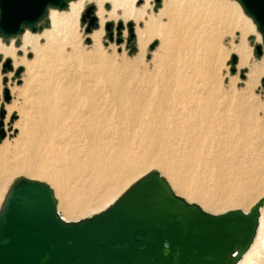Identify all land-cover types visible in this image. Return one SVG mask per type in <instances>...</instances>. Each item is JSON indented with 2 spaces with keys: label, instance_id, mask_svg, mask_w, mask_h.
<instances>
[{
  "label": "bare ground",
  "instance_id": "obj_1",
  "mask_svg": "<svg viewBox=\"0 0 264 264\" xmlns=\"http://www.w3.org/2000/svg\"><path fill=\"white\" fill-rule=\"evenodd\" d=\"M148 1L145 0L144 5L136 7V0H97L99 28L89 34V37L94 47V63L97 64L102 59L99 40L105 21L103 3L107 2L111 8L107 16H115L116 11H120L123 20L143 22L141 28L136 25L138 52L133 57L134 61L142 60L145 45L153 37L160 39L161 55L170 59L176 55L174 68L177 72L164 76L160 99L152 105L145 102V94L139 92L140 90H125L124 83L119 81H115L109 87L116 104L114 113L99 102V96L97 97L94 92L82 88L77 89L75 93L69 91L68 82L60 74L62 72L60 67L67 58V48L70 49L71 56L74 58L79 56L78 17L85 0L70 1L64 12L50 8L49 29L41 33H32L28 30L22 32L19 48L23 52L26 50L32 52L31 61H27L23 55L16 59L14 45L12 43L5 45L0 41V53L10 57L13 64H23L28 74L39 68L42 70L37 79L32 76L37 88L34 95L36 101L31 118L25 121L26 126H23L20 132L26 141L25 163L15 165L13 161L3 162L4 175L0 174V183L3 178L6 179L19 168L33 171L35 163L33 164L32 160L38 154L57 150L63 160V170L75 183V187L71 188L64 182L56 179V182L53 181L58 188L60 208L66 217L57 213L64 221L75 222L78 221L77 217L99 211L128 179L148 165L158 166L162 170L168 169L167 159L164 157L168 151L179 152L184 159V165L191 166L196 163L209 170L213 184L205 192L179 181L181 189L208 204L242 202L247 186L240 182L247 178L246 183H250L254 174L260 175L264 170V162H250L249 172L238 180V173L244 172L241 168L243 160L239 156L252 148L251 129L246 121L241 120L238 113H230L229 109H225L226 106L220 97L216 98L214 95L213 97L212 89L207 85L216 74L219 57L216 52L217 43L203 44L207 58L199 64L208 65L204 74L208 82H196V76L184 74L186 70L184 57L194 53L195 46H192V43L196 41V36H199L192 32L193 28L208 23L212 35L216 38L229 30L238 29L241 38L231 50L238 57L237 66L247 68L244 83L245 89L250 90L259 77L264 75V61L253 60L251 48L245 40V36L254 30L251 20L243 15L246 21H241V24L233 22L235 17L241 14L239 4L233 1V4L228 5L216 0L201 2L167 0L154 19L152 15L146 17ZM165 16L168 22L164 25L162 18ZM41 39H44V45L40 44ZM154 56L157 58L159 55L156 53ZM100 64L102 65V62ZM124 67H129V64L125 62ZM190 82L191 84L187 85ZM192 92L194 96L188 101L187 93ZM209 92L211 94L208 95ZM176 93L183 95L181 101L194 102L195 105L182 106L180 100L174 101ZM62 104L69 109L65 117L60 113ZM185 107L187 108L185 112L179 110ZM9 112L8 109L7 113ZM71 116L75 121L68 122L67 118ZM179 119H182L184 126L190 130L178 126ZM20 121L22 122V119ZM133 142H136L135 146ZM0 163L2 164L1 159ZM253 184L257 185L255 181ZM174 193L179 196L177 192ZM187 202L190 203V200ZM262 208L261 213L264 206ZM201 209L206 211L204 208ZM260 216L261 214L253 242L235 264H251V256L261 238L263 222Z\"/></svg>",
  "mask_w": 264,
  "mask_h": 264
},
{
  "label": "rangeland",
  "instance_id": "obj_2",
  "mask_svg": "<svg viewBox=\"0 0 264 264\" xmlns=\"http://www.w3.org/2000/svg\"><path fill=\"white\" fill-rule=\"evenodd\" d=\"M70 1L72 0H69L67 2L65 8H57L56 10L58 12L66 11L68 3ZM165 1L167 0H149L148 6L146 8V17L148 15H152L155 19V15L159 14V10L163 8V4ZM197 1L201 2L202 0H195V2ZM216 1H222L223 3L228 5L233 4V1H235L239 4L241 14L238 17L236 16V20L234 19L233 22L241 24L243 21H246L244 20L243 15L251 20L254 25V30L253 32H250L245 36V40L251 48L253 60L264 61L263 36L259 31L258 26L254 22V20L244 12L238 0ZM96 3L97 0H85L84 6L78 17V32L80 34L79 56L74 58L73 56H71L72 54L70 49L67 48V58L65 59V61L62 62L63 64L61 63L62 65L60 69L62 72L60 74L64 76L65 81L68 82L69 91L71 93H75L77 89L82 88L83 90L94 92L95 95L97 94V97L99 96V102L104 104L107 110H110L112 113H114L116 111H114V107L116 104L111 96L109 87H111V84H113L115 81H119L122 84L124 83L125 90H140L139 92L145 94V102L148 105L156 103V101L160 99V93L162 94L164 76L177 72V69L174 68L176 63V55L174 54L172 56L173 59H170L169 57L164 56L163 54L161 55V50L159 48L160 39L158 37H153L145 45V52L142 60L140 62L134 61L133 57L138 52L136 43V25H138L137 27L141 28L143 27V22H136L133 19L123 20L120 11H116L117 13H115V16H107L111 8L110 4L105 2L103 3L105 21L102 26V34L99 40V51L102 54V65L100 64L101 62H98L97 64L94 63V47L92 40L89 37V34L99 28V21L96 12L98 11V5H96ZM144 3L145 0H136L135 6L141 7L142 5H144ZM88 5L95 6L94 15H96L97 17V26L95 28H90L89 31H86L88 22H86V20L82 22L81 15L84 13L85 8ZM48 13L49 10L41 18V20H39L35 24V31H31L30 27H24V31L28 30L32 33H41L45 29H49L50 20L48 17ZM146 17L144 18L146 19ZM107 22L113 24L110 31L105 30L104 24ZM119 22H122L123 26L121 28L122 30L118 31L116 28ZM128 22H131L133 26L134 37L132 39L129 38V32L127 27ZM162 22L164 25L168 22L166 16L162 18ZM210 27L211 26L208 23H203L199 27L193 28L194 30L192 29V32H196L197 34H199V36H196V41L192 43V46H195L194 53H192L190 56L188 55L184 57L186 61V70H184V74L186 76H196V82H208L207 80H205L204 77V74L208 69V65L199 64L201 61H204L205 58H207V55H205V50L203 49V44L206 42V44H211L212 42L217 43L218 48L216 52L219 57L215 69L216 74L214 79L211 80L207 85L210 86V88L212 89V96L214 95L216 98L220 97V100L226 106L225 109H229L230 113H238L242 118L241 120L246 121L251 129L252 138L250 139V141L252 148H250V152L246 150L244 152L245 154L239 156L243 160V166L241 168L244 169V172L238 173L237 175V177L239 176L238 180H240L244 175H247V173L249 172L248 165L250 164V162H264V75H261L259 77L257 83L250 90L245 89L244 81L246 80L245 74L247 72V68H240L237 66L238 57L234 53V51L231 50V47H233L236 43L239 42L241 38V33L238 29H233L229 30V32L223 34L222 36L216 38V36L214 37L212 35ZM22 34L23 33H19L15 36L10 37L0 36V41H2V43H4L5 45H10L11 43L14 45V47L16 48V59L21 58L23 55L25 58H27V61H31L33 59L32 52L26 50L25 53L19 48L21 44ZM44 42V39L40 40V44L42 43L41 45H44ZM257 45L261 46V54H257L256 52L255 47ZM156 53H158L160 57L158 56L157 58H155L154 54ZM233 55H235L237 59L235 63H232ZM2 57L5 56L0 53V58ZM9 60L10 62H12L11 59ZM104 62H106V64H104ZM125 62L129 64V67H127L128 69L124 67ZM13 66L15 68L6 71L4 74L0 70V108H5L6 110V115L2 119V127L5 131V136L0 140V159L2 162V164L0 163V168L2 167L0 169L1 172L4 170L3 162L5 163L7 161L10 163L13 161L12 163H14L15 165H23L25 163V157L27 153L25 146L26 141L23 140L22 135H20V132L23 126H26L25 121L31 118L33 106L35 105L36 101L34 95L37 91V88L36 82L33 81L34 78L32 76H35V78L39 77V73H41L42 71L41 68H39L37 71H32L31 75L27 73V71L25 70L26 68L23 64H13ZM18 67H21V71L19 74H16ZM14 69H16L15 72ZM147 77L149 79H147ZM191 82L187 85H190ZM150 84H153V86ZM5 89L8 90L10 96L8 101L4 100ZM120 89L124 90L121 87ZM172 91L175 92V90ZM209 94L211 93L209 92L208 95ZM175 96L176 97H174V101L183 100V95L181 93H176ZM193 96V92L187 93V100L189 101V99ZM200 96L202 97L201 94ZM216 101H218V99H216ZM181 103L182 106L189 105L188 107L195 105L194 102L186 103L185 101H181ZM7 108L10 111L9 114L7 113ZM179 110L181 112H185L187 108H180ZM20 111L22 112L20 113ZM68 112L69 109L62 104V106L60 107L61 115L65 117L66 114L68 115ZM71 117L67 118L68 122H70V120L75 121V119ZM21 119L22 122L20 121ZM179 121L180 124L178 126H181L184 130H190L184 126V122L182 121V119H179ZM133 145L135 146L136 142H133ZM164 157L165 159H167L168 169L162 170L161 168L155 165L146 166L137 174L128 179L123 184V186H121L116 191V193L108 200V202L101 207L99 211H95L90 214L92 215L105 209L108 205L112 203V201H114L118 196H120L132 183H134L135 181H137L138 179H140L151 171H157L163 178H165V180L169 183L173 191L177 192L179 196L181 195L180 197H183L186 201L190 200V203H195L201 208L206 209V212L213 214L222 213L232 209H240L246 212L260 197L264 195L263 170V172H260V175L259 173L254 174V176L251 177L252 180L250 181V183H246L247 178L240 182L243 184L245 183V185L247 186V189L244 190V200L242 202L237 204H233L230 202L217 204L205 203L199 198H194L188 191L181 189L179 181H182L188 185L191 184L192 186H194V188L205 192L208 187L212 186L213 184L209 170L201 167L196 163L192 164L191 166L184 165V159L182 158L179 152L168 151V153L164 154ZM62 161L63 160L60 156V153L55 149L48 153H40L32 160L33 164L35 163V168L33 171H28L24 168H19L15 172L11 173L6 179L3 178L2 182L0 183V206L10 186L17 179L24 177L46 183L53 191V195L57 202V212L63 215L64 212L62 208H60V198L59 196H57L59 194L57 192L58 188L55 182L56 180L64 182L71 188L72 186L73 188L75 187V183L73 181L74 179L68 176L63 170ZM1 172L0 174L4 175V171L2 172L3 174ZM254 181L257 185L253 184ZM258 186L260 187L258 188ZM255 191L257 192L255 193ZM90 214L82 217H77L76 219L79 220L91 216ZM260 214V217L262 218L263 222L260 231L261 238L257 242L256 248L251 256V264H259L260 262V264L264 263V211H262V213L260 212ZM63 216L66 217L65 214ZM70 219L73 218L70 217Z\"/></svg>",
  "mask_w": 264,
  "mask_h": 264
},
{
  "label": "water",
  "instance_id": "obj_3",
  "mask_svg": "<svg viewBox=\"0 0 264 264\" xmlns=\"http://www.w3.org/2000/svg\"><path fill=\"white\" fill-rule=\"evenodd\" d=\"M67 2L0 0V36H15L24 27L35 31L50 8L63 9ZM238 2L264 40V0ZM94 8L81 15L82 22L89 19L86 31L97 26ZM104 26L110 31L113 24ZM122 26L119 22L116 29ZM127 27L132 39V23ZM255 49L261 54L260 45ZM236 60L233 55L232 63ZM9 62L5 66L11 67ZM9 98L5 89L4 100ZM5 115L0 108V140ZM56 203L44 182L22 177L10 186L0 206V264H235L253 242L264 196L246 212L213 214L176 195L165 178L151 171L90 217L64 221Z\"/></svg>",
  "mask_w": 264,
  "mask_h": 264
},
{
  "label": "flooded vegetation",
  "instance_id": "obj_4",
  "mask_svg": "<svg viewBox=\"0 0 264 264\" xmlns=\"http://www.w3.org/2000/svg\"><path fill=\"white\" fill-rule=\"evenodd\" d=\"M89 6V5H88ZM87 6V7H88ZM86 7V8H87ZM85 8V9H86ZM93 15H94V11H93V13H92ZM91 14V15H92ZM88 18L86 19V22H88ZM120 30H122V29H120ZM7 59H11L10 57H2V58H0V70H1V72L4 74L6 71H9V70H11V69H13V68H15L14 66H13V63L12 62H9V66H11V67H8V66H5V64H6V60ZM11 61H12V59H11ZM16 71V69H14V72Z\"/></svg>",
  "mask_w": 264,
  "mask_h": 264
},
{
  "label": "trees",
  "instance_id": "obj_5",
  "mask_svg": "<svg viewBox=\"0 0 264 264\" xmlns=\"http://www.w3.org/2000/svg\"><path fill=\"white\" fill-rule=\"evenodd\" d=\"M67 1H69V0H67Z\"/></svg>",
  "mask_w": 264,
  "mask_h": 264
}]
</instances>
